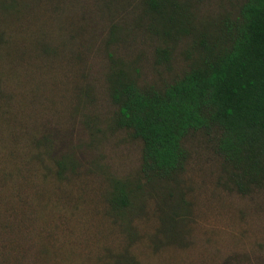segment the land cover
Listing matches in <instances>:
<instances>
[{
	"label": "rangeland",
	"instance_id": "374dc122",
	"mask_svg": "<svg viewBox=\"0 0 264 264\" xmlns=\"http://www.w3.org/2000/svg\"><path fill=\"white\" fill-rule=\"evenodd\" d=\"M179 1L200 30L243 2ZM32 3L26 13L42 21L11 19L0 55V264H264V190L228 185L214 129L185 139L186 170L146 193L136 236L109 216L111 178L135 179L142 156V143L112 125L109 55L138 69L141 84L163 85L187 69L189 43H164L139 0ZM29 29L44 35L23 36ZM39 39L54 54L36 50ZM166 47L169 62L157 57ZM68 158L77 169L60 177Z\"/></svg>",
	"mask_w": 264,
	"mask_h": 264
},
{
	"label": "trees",
	"instance_id": "16d2710c",
	"mask_svg": "<svg viewBox=\"0 0 264 264\" xmlns=\"http://www.w3.org/2000/svg\"><path fill=\"white\" fill-rule=\"evenodd\" d=\"M40 1L50 0H34ZM31 3L0 0V55L10 44L5 36L14 30L8 26L11 19L23 15L24 23L42 21L26 13ZM139 5L164 43H189V63L171 82L141 84L138 69L109 55L106 85L117 108L112 125L142 143L137 177H112L106 198L109 216L130 238L137 235L133 219L146 193L169 190L186 170L184 141L193 131H216L232 189L243 195L264 190V0H243L236 14L222 16L210 30L197 28L179 0H139ZM41 35L42 30L29 29L23 36ZM37 45L42 54H54L40 39ZM170 55L169 47L157 50L166 62ZM14 56L18 61L22 55ZM77 165L73 158L57 161L58 175L75 172ZM118 264L138 262L124 256Z\"/></svg>",
	"mask_w": 264,
	"mask_h": 264
}]
</instances>
